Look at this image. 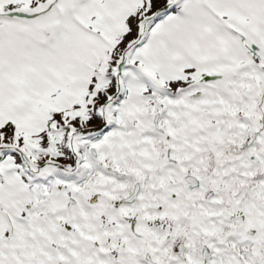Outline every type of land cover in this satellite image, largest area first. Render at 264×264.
<instances>
[{"label": "snow or ice", "instance_id": "snow-or-ice-1", "mask_svg": "<svg viewBox=\"0 0 264 264\" xmlns=\"http://www.w3.org/2000/svg\"><path fill=\"white\" fill-rule=\"evenodd\" d=\"M0 264H264V0H0Z\"/></svg>", "mask_w": 264, "mask_h": 264}]
</instances>
